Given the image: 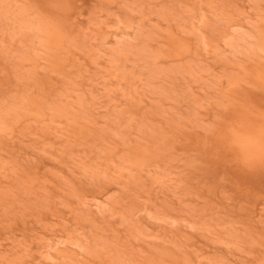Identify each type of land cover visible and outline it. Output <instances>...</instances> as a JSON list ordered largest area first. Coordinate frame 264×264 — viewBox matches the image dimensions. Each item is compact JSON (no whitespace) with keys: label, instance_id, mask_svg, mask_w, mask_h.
Listing matches in <instances>:
<instances>
[{"label":"rangeland","instance_id":"374dc122","mask_svg":"<svg viewBox=\"0 0 264 264\" xmlns=\"http://www.w3.org/2000/svg\"><path fill=\"white\" fill-rule=\"evenodd\" d=\"M0 264H264V0H0Z\"/></svg>","mask_w":264,"mask_h":264}]
</instances>
